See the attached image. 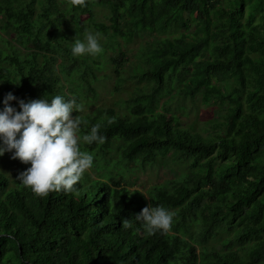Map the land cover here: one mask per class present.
<instances>
[{"label":"trees","instance_id":"obj_1","mask_svg":"<svg viewBox=\"0 0 264 264\" xmlns=\"http://www.w3.org/2000/svg\"><path fill=\"white\" fill-rule=\"evenodd\" d=\"M87 33L100 53L73 57ZM123 72L143 84L126 111L70 113L93 157L74 192L39 198L16 180L30 165L0 171V264H264V0H0V100L81 107ZM196 97L219 110L197 127L171 106ZM93 125L103 143L83 142ZM170 160L180 172L147 194L123 182ZM146 206L172 214L167 233L135 220Z\"/></svg>","mask_w":264,"mask_h":264},{"label":"clouds","instance_id":"obj_2","mask_svg":"<svg viewBox=\"0 0 264 264\" xmlns=\"http://www.w3.org/2000/svg\"><path fill=\"white\" fill-rule=\"evenodd\" d=\"M86 0H68L70 6L83 7ZM101 51L98 34L87 33L83 40L75 39L70 49L73 57L96 56ZM16 100L19 111L10 106ZM0 156L11 153L12 159L30 165L20 172L16 180L39 198L50 192L71 193L86 170L91 168L93 157L78 148L77 131L81 121L70 116L80 111L75 99L53 96L50 101L33 99L25 102L11 92L0 100ZM99 125H93L82 140L86 144L103 143L98 134ZM149 233H167L172 214L166 209L146 206L136 215ZM124 227H130L128 220Z\"/></svg>","mask_w":264,"mask_h":264},{"label":"rangeland","instance_id":"obj_3","mask_svg":"<svg viewBox=\"0 0 264 264\" xmlns=\"http://www.w3.org/2000/svg\"><path fill=\"white\" fill-rule=\"evenodd\" d=\"M99 19L109 22L105 16L106 11L99 10ZM139 46V41L129 44L128 49L129 57H133V53ZM111 76L99 83V92L96 99L83 102L80 107L79 114L84 115L88 112L94 111L98 107L102 108H114L118 111H126L129 105H132V97H134V91L137 87L143 84H139L135 79L130 78L128 72H123L125 81L117 84V74ZM185 106L186 110L181 111L179 106ZM173 109L177 108L178 114H180L182 122L187 124H194L195 127L204 123L205 121L215 119L218 116L219 110L216 107L205 105L200 97L195 99H178L174 98L171 103ZM73 118L75 115H71ZM19 165L18 159H12L10 152H5L3 156H0V171H5L8 175L17 168ZM91 170V168H89ZM180 172L179 166L172 160L169 162L161 161L156 165H146L145 167H135L134 165L129 168L124 167L123 175L124 183L129 184L131 190L138 189L139 191L147 194L150 187L164 183L167 179L175 178L177 173Z\"/></svg>","mask_w":264,"mask_h":264}]
</instances>
